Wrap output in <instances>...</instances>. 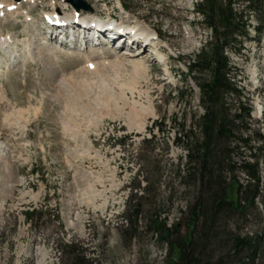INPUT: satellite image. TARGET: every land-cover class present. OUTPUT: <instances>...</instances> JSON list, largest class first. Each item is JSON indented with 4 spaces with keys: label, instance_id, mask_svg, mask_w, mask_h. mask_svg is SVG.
I'll list each match as a JSON object with an SVG mask.
<instances>
[{
    "label": "rangeland",
    "instance_id": "1",
    "mask_svg": "<svg viewBox=\"0 0 264 264\" xmlns=\"http://www.w3.org/2000/svg\"><path fill=\"white\" fill-rule=\"evenodd\" d=\"M86 1L103 17L113 12L121 21L130 14L129 28L139 24L158 37L132 51L111 42L87 50L62 45L48 38L40 21L53 2L75 12L64 0H32L23 4L32 19L20 10L0 23L21 46V36L30 39L33 50L0 76V264H70L66 242L76 244L85 264H167L172 244L146 224L159 216L178 223L180 236L188 229L198 183L184 176L187 149L178 136L203 112L188 59L210 29L194 10L196 0H122L126 12L121 0ZM236 3L250 21L249 36L233 44L239 50H228L232 79L252 104L241 131L248 142L239 148L248 153V144L258 142L254 131L264 134V26L259 42L248 0ZM19 49L27 51L26 45ZM15 54L10 60L0 53V62L10 63ZM237 162L236 177L246 182ZM133 201L141 208L137 229L130 226ZM217 223V230L228 223L252 236L264 216L249 206Z\"/></svg>",
    "mask_w": 264,
    "mask_h": 264
},
{
    "label": "trees",
    "instance_id": "2",
    "mask_svg": "<svg viewBox=\"0 0 264 264\" xmlns=\"http://www.w3.org/2000/svg\"><path fill=\"white\" fill-rule=\"evenodd\" d=\"M263 3L264 0H248V6L255 12L252 25L258 41L264 26ZM194 10L210 29L209 38L188 59V75L199 88L203 112L192 128L178 136V141L187 149L184 176L198 183V195L189 208L188 229L184 235H179L178 223L169 224L159 216L151 218L146 227L152 226L157 238L172 244L167 264H227L231 256L238 264H264V250H261L264 224L252 236L239 235L226 228L228 223H222L218 230L215 228L218 221L240 216L249 206L260 219L264 216V172L260 170L264 160V134L254 131L258 142L248 144V153L239 149L242 142H248L241 131L251 119L252 104L232 79L228 53V50H239L233 44L240 46L242 38L249 36V16L244 7H238L236 0H196ZM230 94L234 96L233 103L228 101ZM193 126L197 127L195 131ZM237 161L247 174L246 182L236 177ZM135 196L139 195L134 193ZM258 198L263 215L258 209ZM131 207L134 219L130 226L137 229L140 204L133 201ZM64 244L72 251L70 264L86 263L84 255L76 252L74 242Z\"/></svg>",
    "mask_w": 264,
    "mask_h": 264
},
{
    "label": "bare ground",
    "instance_id": "3",
    "mask_svg": "<svg viewBox=\"0 0 264 264\" xmlns=\"http://www.w3.org/2000/svg\"><path fill=\"white\" fill-rule=\"evenodd\" d=\"M24 2H32V0H0V5H2V7H0V23H2V21L5 20V18H6V16L8 14H11V15H13L15 17L16 13L20 12V10H21L20 8L22 7ZM66 2L68 3V1H66ZM78 2H84V0H77V4L81 5L82 10H84V8L87 7V6H85V5L81 4V3H78ZM84 4H86V3H84ZM11 5H13L14 7L13 8H9V6H11ZM52 6H53V10L54 11L64 12V10L61 7L57 8L55 6V2L52 3ZM73 7H74L75 12H73L72 14H69V13H67V14L71 17V19L74 22H76V20L79 18L76 15V12H77L78 9L75 7V5H73ZM89 10H91V9H89ZM26 14H28V13H26ZM97 19H98L97 17L91 16L90 21H97ZM119 27H122V28H124V30H129V31H131L133 29H137L139 31V36L142 37V38H140L138 43H141L142 45H148L150 43L152 44V42L154 41V37H153L154 34L149 29L140 27L139 24H136V25H134L133 27H130V28L127 27V29H125V27H123V26H119ZM86 29L87 30H84V37H89L87 35V33H89L88 32L89 30H88V28H86ZM136 33L138 34V32H136ZM12 39H13V35H11V34L0 35V45L7 46L9 43H11ZM29 40L30 39H24V41H26V42L29 41ZM28 45H29V43H26V48H28ZM132 50L133 49H130V51H132ZM130 56H133V55L123 56L122 59H124V60L127 59L128 60V58Z\"/></svg>",
    "mask_w": 264,
    "mask_h": 264
},
{
    "label": "snow or ice",
    "instance_id": "4",
    "mask_svg": "<svg viewBox=\"0 0 264 264\" xmlns=\"http://www.w3.org/2000/svg\"><path fill=\"white\" fill-rule=\"evenodd\" d=\"M0 7H2V5H0Z\"/></svg>",
    "mask_w": 264,
    "mask_h": 264
}]
</instances>
